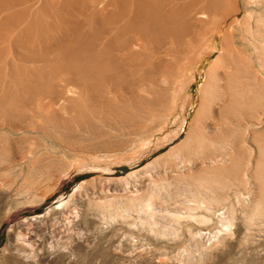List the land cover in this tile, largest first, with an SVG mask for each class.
<instances>
[{
	"label": "rangeland",
	"instance_id": "1",
	"mask_svg": "<svg viewBox=\"0 0 264 264\" xmlns=\"http://www.w3.org/2000/svg\"><path fill=\"white\" fill-rule=\"evenodd\" d=\"M221 52L212 153L165 156ZM0 264H264V0H0Z\"/></svg>",
	"mask_w": 264,
	"mask_h": 264
},
{
	"label": "bare ground",
	"instance_id": "2",
	"mask_svg": "<svg viewBox=\"0 0 264 264\" xmlns=\"http://www.w3.org/2000/svg\"><path fill=\"white\" fill-rule=\"evenodd\" d=\"M203 50L200 51V54L198 55L199 60L202 59L206 52H207V48H208V42H203ZM224 53H220L214 60L211 61V63L208 66V69L206 71V76H205V80L201 86V104L200 107L197 111L196 116L194 117L193 123L187 133V136L185 138V140L183 142H181L180 144H178L177 146H175L173 149H171L168 153L165 154V156L167 154H173L174 156L176 155V158L178 160H181L183 162H187V161H191L192 159H195L196 157H201V155H208L212 153L211 151V147L213 142L210 139V137L206 136L204 134L203 131V127H205V123L207 120V117L209 115H212L214 113L213 108L211 107V102L212 100L215 98V96H218V91H219V85L217 84V80H218V73H217V69L221 66H225L224 65ZM237 71V75H233L230 74V77H234V78H239L240 76L243 77V74L245 75V73H240L238 70ZM183 72V78H182V82H181V86H180V90L182 91V95L186 94L190 88V81L192 79H194L195 74H196V66L194 67H187L184 68L182 70ZM245 72V71H244ZM257 75V74H256ZM256 79L258 80V78L256 77ZM255 80V77H254ZM258 81L255 82V86L258 85L257 88L254 87V92L253 95L251 94V90H247L244 88L245 85L240 86L238 88H236V90L232 89V94L230 96V94H226L229 99L228 101L224 104L225 106L229 107L234 111V109H240V111H243L242 109L245 108L246 106L244 105V101L245 99H248L251 96V101L254 99L255 100V104L256 107L258 106V102L261 99V94H263L261 92V89L259 87V83H257ZM228 93V92H227ZM182 95L178 96L177 99L180 100V103H182V105L185 103L184 97H182ZM249 107V106H248ZM245 110V109H244ZM229 111V110H227ZM231 111V110H230ZM239 111V112H240ZM228 137H225L226 139L228 138V140H231V143H229L231 145V148L233 147L232 145H234L232 143V139ZM255 139L261 140L262 137L259 135L257 137H255ZM153 140V139H152ZM154 141V140H153ZM157 142V141H156ZM154 143V142H153ZM202 151V152H200ZM262 153V152H261ZM242 152H235L234 151V147L233 150L227 151L224 155V158H222V166L220 168H223V171H225L224 173L227 172H233L234 169L238 168L237 165L240 162V156H241ZM168 156V155H167ZM164 157V156H163ZM210 157L212 158V156L210 155ZM209 157V158H210ZM206 158V156H205ZM175 160V159H174ZM260 165V162L257 163V167ZM234 172H236V170H234ZM222 173V171H217L215 169L212 170V168L207 167V168H203L200 171H198L197 173H195L194 175H192V177H197L200 179H203L204 182H201V184L203 185H209L210 183H212V181L215 179V181L218 179V177L220 178V174ZM209 175H211L213 178L211 182L206 183L205 179L207 180V178H209ZM209 180V179H208ZM203 187V186H202ZM229 222V221H228Z\"/></svg>",
	"mask_w": 264,
	"mask_h": 264
}]
</instances>
